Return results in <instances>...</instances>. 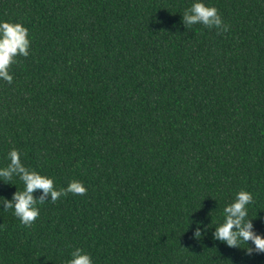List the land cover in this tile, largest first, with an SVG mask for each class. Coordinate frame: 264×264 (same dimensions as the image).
<instances>
[{"label":"trees","instance_id":"trees-1","mask_svg":"<svg viewBox=\"0 0 264 264\" xmlns=\"http://www.w3.org/2000/svg\"><path fill=\"white\" fill-rule=\"evenodd\" d=\"M192 2L0 0L31 40L0 80V167L15 148L58 189L87 188L38 204L30 226L0 206V264L76 248L93 264H264L251 241L213 237L240 190L264 236V0H204L227 31L186 27Z\"/></svg>","mask_w":264,"mask_h":264},{"label":"clouds","instance_id":"clouds-1","mask_svg":"<svg viewBox=\"0 0 264 264\" xmlns=\"http://www.w3.org/2000/svg\"><path fill=\"white\" fill-rule=\"evenodd\" d=\"M181 17L186 27L202 24L207 28L215 27L218 31L220 29L227 31V25L224 24L219 10L215 6L206 5L204 0H193ZM30 46L29 31L23 24L0 20V80L9 84L13 82L9 68L17 56H29ZM7 159L9 160L7 166L0 167V182H11L18 178L23 183V190H17L10 200L0 197V206L5 211L13 210V215L21 224L30 226L38 219L40 215L38 204L42 205L47 201L54 203L69 193L84 195L87 192L86 186L78 180H73L67 187L58 189L53 178L26 167L21 160V153L15 148L8 153ZM37 190H42L39 197L34 195ZM252 203L251 192L237 191L232 202L223 209V222L214 227V239L229 247H240L241 243L248 246V242L251 241L254 247L248 248L249 254L264 252V236L254 231L253 219L248 218L249 206ZM195 235H201L199 224ZM67 264H93V259L83 249L76 248L71 252Z\"/></svg>","mask_w":264,"mask_h":264}]
</instances>
